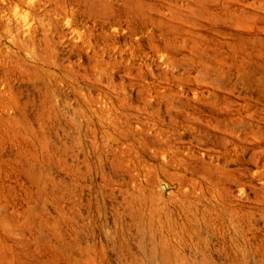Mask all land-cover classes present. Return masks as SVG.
<instances>
[{
	"label": "rangeland",
	"instance_id": "rangeland-1",
	"mask_svg": "<svg viewBox=\"0 0 264 264\" xmlns=\"http://www.w3.org/2000/svg\"><path fill=\"white\" fill-rule=\"evenodd\" d=\"M0 264H264V0H0Z\"/></svg>",
	"mask_w": 264,
	"mask_h": 264
}]
</instances>
